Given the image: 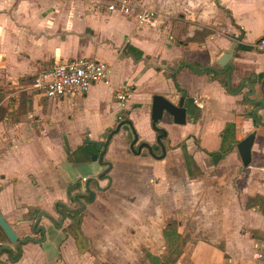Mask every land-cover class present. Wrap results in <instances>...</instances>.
Returning <instances> with one entry per match:
<instances>
[{
    "label": "crops",
    "instance_id": "crops-1",
    "mask_svg": "<svg viewBox=\"0 0 264 264\" xmlns=\"http://www.w3.org/2000/svg\"><path fill=\"white\" fill-rule=\"evenodd\" d=\"M140 1L153 9L156 17L137 25L132 17L117 11L124 28L115 35L110 26L115 18L102 0H0V82L8 84L11 90L0 97L1 106L6 108L0 120V212L19 238L30 235L37 239L39 234L33 235L30 230L32 223L33 226L37 223V216L46 212L59 222L57 209L62 204L69 205L73 194L84 192L82 187L86 183L93 193L85 203L80 222L86 245L76 246L64 232L66 221L56 227L41 216L40 225L45 227L46 238L22 243L19 254L2 232L0 251L9 247L11 253L2 251L0 264H92L88 254L99 243L100 220L92 225V218L88 219L87 214L102 215L101 221L106 217L111 226L136 228L139 244L153 243V239L162 237L161 230L159 237L150 236L151 226H159L154 213L163 214L168 206L173 210L178 205L183 209L188 206L192 212L211 211L210 206L203 205V186L196 185L202 179L186 177L185 172L195 175L207 167V174L213 168L232 173L233 166L241 164L235 145L246 135L244 126L249 121L240 111V94L226 90L225 73L201 72V68L221 69L217 59L233 47L232 89L235 91L238 87L233 88L232 83L239 85L241 79L248 78L256 84L251 99L262 98L259 86L264 79V52L257 49L256 42L264 34V0ZM202 30H208L209 34L199 33ZM195 33L197 37L193 39ZM77 57L112 60L117 64L130 60L134 65L133 76L124 78L110 71L109 85L95 84L86 94L59 99L47 98L30 88V79L39 71ZM190 63L197 64L196 68L188 67ZM192 68L201 73H194ZM253 76L256 80L251 79ZM119 89L130 93L124 108L115 100ZM245 90H248L246 83ZM180 91L186 95V122L175 124L169 114L163 113L156 124L166 131V136L160 139L167 150L163 158L152 157L146 147L139 153L132 151L131 127L137 135L134 150L137 144L147 143L153 154L160 156L158 132L151 125L152 97L157 94L176 103ZM89 95L106 96L113 105L106 106L104 116L89 118L82 126L74 125L71 130L58 128L56 113H53L58 104L72 106L76 101H85ZM72 111L68 110L73 114ZM261 111L264 112V105ZM118 116L122 117L120 123L129 121L131 125L122 123L113 133L102 156L103 165L97 158L92 159L99 149L95 142H104L114 131L120 124ZM251 121L256 136L251 162L246 166L249 171L244 176L241 173L245 167L239 169V166L237 175L244 180L237 179V187H233V190L239 189L241 197L264 195V182L258 185L253 180L258 162L264 164V127ZM230 122L234 126L225 131L223 142L222 132ZM85 137L92 142H85ZM229 146L222 156L207 153ZM183 153L185 161L192 160L187 165L182 162ZM108 164L110 169L106 171ZM177 174L173 181H186L188 191L178 190L169 205L164 181L166 175L172 178ZM150 175L161 176L160 184L148 187L146 181ZM208 180L222 183L224 177L213 175ZM213 189L221 197L213 207L224 215L218 223L205 219L201 226L220 228L225 236L226 227L234 232L225 240L222 237L224 251L211 243L209 246L203 243L199 249L209 252L203 259L211 262L218 259V264H222L224 253L230 260L242 253L239 228L244 221V209L237 200L228 204L221 186L214 185ZM245 212L256 223L252 225L254 230L262 232L264 228L258 220L264 222V215L257 207Z\"/></svg>",
    "mask_w": 264,
    "mask_h": 264
},
{
    "label": "rangeland",
    "instance_id": "rangeland-1",
    "mask_svg": "<svg viewBox=\"0 0 264 264\" xmlns=\"http://www.w3.org/2000/svg\"><path fill=\"white\" fill-rule=\"evenodd\" d=\"M102 1L104 5L108 7L110 0ZM110 13L111 16L115 18L114 23H111L110 26L116 35L119 31L124 28L123 20L119 17L121 15H119L117 11H112ZM199 33H203L204 35L205 30H202ZM203 35L200 37H203ZM196 37L197 35L195 36V38ZM103 61L106 62L107 65H109L110 71L111 73H113V75L119 76L120 73V75L124 78L133 76L132 74L134 71V65L130 60H123V62H120V64H117L115 62L113 63L112 60ZM30 80L32 81V79ZM26 81L28 82L29 80ZM232 85L233 88H236L238 86V83H232ZM10 91L11 90L8 84L0 82V97H2L4 93H9ZM245 92L246 90L244 91L243 85V88L238 92L240 94L238 103L242 105L240 111L243 112V115L246 117V120L249 121L248 126H244V132L247 135V133L252 131V128L255 126L252 124V121L250 119L254 105H250V103L244 101L243 94ZM76 102L77 103L73 104L72 106H70V104H58L57 110H53V113H56L55 115L58 120V128L66 127L71 130L74 125L82 126L83 121H86L89 118L95 119L99 115L104 116V114L107 113L106 106L110 105V107H112L113 105V102H108L107 97L102 95H89L85 101ZM114 103L116 102L114 101ZM71 109L74 110L72 111L73 114L70 113L71 111L68 112V110ZM258 113L260 114V119L264 120V112L259 110ZM182 159V162H185V165L189 164L191 160L189 159L185 161L186 157L184 153L182 154ZM240 165L241 164H239V166ZM239 166L238 164L233 166L234 168L232 173L223 172V169L220 170L213 168L211 170L212 172L207 174V167H205L206 170H201L202 174L196 172L195 175H190L185 172L184 175H187L186 177H199L202 179L203 182L200 180L198 183H196V185L203 186L201 191L203 196V205L210 206L211 211L208 210V212L205 213L203 211L201 213L192 212L189 210L190 208L188 206H184L185 209H183V207H180L178 205L177 207L174 206L175 208L173 210L170 209L168 206V208L165 212H163V214L154 213L153 217L157 216V224L159 226H157L156 228L151 226L150 229H152V231L150 236L159 237L161 230L162 237H160L159 240L153 239V243L150 244L145 245L144 243H138L140 237L136 233V228H129L128 225L111 226L106 217L104 218V220L101 221L102 215L91 216L90 214H87L86 217L88 219L92 218L90 221V224L92 225H96V222L100 220L99 228H97L99 233V243L97 244L95 249L88 254V257H90L91 259L90 262L92 264H218V259L212 262L203 259V257L209 254V252L205 251V253H203L202 248L199 249L200 246H204L203 243H206V246H209L207 244L211 243V246L218 248L221 251H224L222 237L223 240H225L228 234L234 232L226 227L227 231L225 236L223 235L225 232L220 228L211 227V229H209L210 226H201L205 219L209 220L211 223H218L220 222L222 215H224L223 212L220 213L216 207H213L218 204L219 198H221L215 193L213 189L215 185L222 187L223 190L221 193H225L224 199L228 200V204L236 202L237 200V203L240 204L242 209H244V221L241 224V227L239 228V233L241 235L240 246L242 247V253L235 254L236 258H234L233 260L228 259L230 257L224 253L222 264H264V230L262 232H259L258 229L254 230L252 225L256 223H253L251 221V218L247 217V213L245 212L246 209L257 207L261 215H264V212H262V208L258 207V204H260L261 199L255 196H249L245 194H243V197H241L239 189L233 190V187H237V185L235 184V181L237 179L244 180L242 176L240 177L239 175H237V168ZM189 168L191 169V165L189 166ZM254 170L255 175H253V180L255 182H258V185H260L261 182H264V164L261 163V161L258 162ZM248 171L249 167H245L241 174L247 176L246 174H248ZM213 175H219L220 179L224 177V180L221 181L223 184L208 180V178L212 177ZM168 176L171 177V175ZM177 177L178 174L172 175V178H168L166 175V182L164 181V183L166 185L165 191L166 193H168V204L171 203L172 195L177 197L178 190L184 192L188 191V189L186 188V181H173ZM161 179L162 178L159 175H150L148 176V180L146 181V183L148 187L149 185H159L162 181ZM170 183L172 185H169ZM185 210H187L188 213H185ZM202 216L205 218H203ZM168 222H172L175 225L176 232L179 234V236L171 232L169 226H167ZM258 224H260L264 228V222L262 220H258ZM164 230L168 232L167 241L165 238ZM27 231L30 233L29 230ZM0 237L2 239L4 238V234L1 230ZM211 238H215V240H212ZM255 241L258 242V245L255 244ZM169 243L172 244L171 249H169ZM198 243H201L202 245L200 244L199 246H197ZM12 245L16 247V244ZM178 251H180V254L179 256H176ZM193 251L194 255L192 253ZM174 257L175 259L173 260Z\"/></svg>",
    "mask_w": 264,
    "mask_h": 264
},
{
    "label": "water",
    "instance_id": "water-1",
    "mask_svg": "<svg viewBox=\"0 0 264 264\" xmlns=\"http://www.w3.org/2000/svg\"><path fill=\"white\" fill-rule=\"evenodd\" d=\"M233 51H234V49L232 47V49L225 51L222 55L219 56V58L217 59V63L221 69H218V68L212 67V66H204L201 68V72H204L205 70H211V71L218 73V74L225 73L224 85L226 87V90L229 93L239 92L242 89L244 83H246L248 90L243 94L244 101H247L248 103L256 105L251 112V119L254 121V124L256 126H263L264 127V120L260 119V114L258 113V111L261 110L263 105H264V91H263L264 79L261 80L260 86H259L262 98L251 99L252 95H254V93L256 91V88H255L256 84H255V82L252 83L248 78L241 79L237 89L234 91L232 89V86H231V72L233 69V65L230 62L231 57L233 55ZM192 70L194 73H199L194 68H192ZM251 79L256 80V76H253ZM185 97H186V95L182 91H180V97L178 98V101L176 103H173L172 101H170L169 99H167L161 95L155 94L152 97L151 115H150L151 125H152V128L156 132H159L156 135V141L161 145V148H162V154L160 156L154 155L150 145L147 143H141L139 145V147L137 148V150H134L133 144L137 140V135H136V133L132 127L130 129H131V132L133 134V141L130 144V149L136 153H139L140 149L142 147H146L149 154L152 157L157 158V159H162L163 156L165 155V150H164V147H163L160 139L166 136V131L163 128L158 127L156 124L158 121H160L162 119L163 113L169 114L170 117L172 118V121L175 124H178V125L184 124L186 122V108L184 107ZM122 123H126L128 126L131 125L129 121H127V122L125 121ZM122 123L118 124L116 126V128L114 129V131L110 132L107 135L106 140L104 142H101V141L95 142V145L97 146V148H101V151H100L98 157H97V155L92 156L93 160H95L97 158V161L104 165V163L102 162V156L106 150L107 143L110 140L113 133L117 132L120 129ZM255 136H256V130H252L246 136H244L242 139H240L235 145L237 152L239 154L240 161H241V165H240L239 169H242V167L248 166L251 162V149H252V146H253V143L255 140ZM84 141L85 142H92L91 140L88 139V137H85ZM108 165H109V167H108V169H106V171H109V169H110V164H108ZM86 185H87V183H86ZM42 215H44L52 224L56 225L57 227L61 226L63 218L61 219V223L56 224V221L52 218V216L46 212H42L39 216H37L36 222H38L41 219ZM0 229L5 234V236L9 240V242L11 244H16V246H18V247H20V245L22 243H25L28 241H30V242L41 241V240H38V239L31 237L30 235L25 236L23 238H19L18 235L13 230V228L11 227V225L3 217L1 212H0ZM38 230L43 231L44 230L43 226H40L37 229H34L33 231L36 232ZM76 233L78 235L77 245L80 246L81 243H83V245H86L87 242H86L85 237L83 235H81L78 230H76ZM3 249L4 250H1L0 253L2 251H6L7 253H11V249L9 247H5ZM2 253H4V252H2ZM11 260H13V259H11ZM1 264H5V263L1 262Z\"/></svg>",
    "mask_w": 264,
    "mask_h": 264
},
{
    "label": "built area",
    "instance_id": "built-area-1",
    "mask_svg": "<svg viewBox=\"0 0 264 264\" xmlns=\"http://www.w3.org/2000/svg\"><path fill=\"white\" fill-rule=\"evenodd\" d=\"M107 9L132 17L137 25L151 21L156 12L140 0H110ZM264 52V34L256 42ZM95 84H110V68L106 62L90 57H77L56 62L50 69L39 71L30 88L50 99L83 95ZM128 91L117 90L115 100L125 107ZM120 117V116H119Z\"/></svg>",
    "mask_w": 264,
    "mask_h": 264
},
{
    "label": "flooded vegetation",
    "instance_id": "flooded-vegetation-1",
    "mask_svg": "<svg viewBox=\"0 0 264 264\" xmlns=\"http://www.w3.org/2000/svg\"><path fill=\"white\" fill-rule=\"evenodd\" d=\"M121 118H122L121 116L120 117L118 116V119H117L118 123H120V121H122ZM140 144L141 143L137 144L136 147L138 148ZM157 146H158V150H157L158 155H161L162 154V148H161L160 144L159 145L157 144ZM163 147H164V145H163ZM164 150L167 151L165 147H164ZM100 151H101V148L96 149L95 154L98 156ZM100 176L105 177L106 175L101 174ZM79 189H80V187H79ZM82 189L84 192L79 191V193H75L72 195V197L70 198V201H69L70 202L69 205L62 204L61 207L59 209H57L58 210L57 212L59 213V222H56V224L61 223L62 218H63V221H62L61 226L66 221V226L64 227V232L67 235H70L72 237L76 246H77V240H78V235L76 233V230H78L80 232V234L83 235L82 231L80 230V222H81V218H82V213H83L85 203L87 201L89 202L90 199L92 198L91 194L93 195L91 188L88 185H84L82 187ZM42 216L45 217L44 215H42ZM40 226H42V225H40V220H39L37 223H35L34 226L32 223L30 230H31V233H33V235L39 234V237H37L38 240H42V239L44 240L46 238L44 226H43V228H44L43 231L42 230H38L36 232L33 231L34 229H37ZM54 226H56V225H54ZM31 237H33V236H31ZM80 246L82 247L83 243H81ZM16 247L18 249V254H19V252H20L19 247L18 246H16ZM15 256H17V253L15 254ZM14 259H15V257L13 258V260Z\"/></svg>",
    "mask_w": 264,
    "mask_h": 264
},
{
    "label": "trees",
    "instance_id": "trees-1",
    "mask_svg": "<svg viewBox=\"0 0 264 264\" xmlns=\"http://www.w3.org/2000/svg\"><path fill=\"white\" fill-rule=\"evenodd\" d=\"M196 33H197V32H196ZM196 33H195V35H196ZM206 34H209V31H208V30H205V34H204V35H206ZM195 35H194V37H192L193 39L195 38ZM191 40H192V39H191ZM187 66L190 67V68H191V67H195V68H196L197 64H195V63H190V64H188ZM207 72H208V73H214V72L211 71V70H207ZM170 76H173V75L170 74ZM27 80H29V79L27 78ZM0 101H1V98H0ZM5 113H6V108L3 107V106H1V104H0V120H2V119L4 118ZM233 126H234V123H232V122H230V123H228V124L226 125L225 129H224L223 132H222V141H223V142H225V139H226L225 131H228L229 129H232ZM229 148H230V146L227 147V148H226V147H221V148H220L219 150H217V151H212V152H208V151H207V153H208V154H218V155L222 156L223 154H225V153L229 150ZM254 196H255V197H258V198L261 199L260 204H258V205H259L258 207L262 208V212H264V207H263V206H264V196H263V195H260V194H256V195H254ZM260 208H259V209H260ZM167 226H169V228H170V230H171L172 233H174V234H176V235L179 236V234L176 232L175 225H174L172 222H168ZM164 231H165V238H166V241H167V235H168V232H166V230H164ZM168 245H169V249H171L172 244L169 243ZM179 254H180V251L177 252V255H176V256H179ZM174 259H175V257L173 258V260H174ZM160 260H161V259H160Z\"/></svg>",
    "mask_w": 264,
    "mask_h": 264
}]
</instances>
